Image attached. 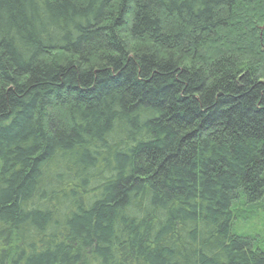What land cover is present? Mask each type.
Wrapping results in <instances>:
<instances>
[{
	"label": "trees",
	"instance_id": "trees-1",
	"mask_svg": "<svg viewBox=\"0 0 264 264\" xmlns=\"http://www.w3.org/2000/svg\"><path fill=\"white\" fill-rule=\"evenodd\" d=\"M264 0H0V264H264Z\"/></svg>",
	"mask_w": 264,
	"mask_h": 264
},
{
	"label": "rangeland",
	"instance_id": "rangeland-1",
	"mask_svg": "<svg viewBox=\"0 0 264 264\" xmlns=\"http://www.w3.org/2000/svg\"><path fill=\"white\" fill-rule=\"evenodd\" d=\"M234 234L249 237L257 249L264 251V201L248 204L244 199L234 206Z\"/></svg>",
	"mask_w": 264,
	"mask_h": 264
}]
</instances>
